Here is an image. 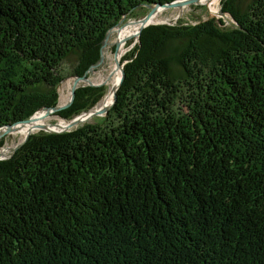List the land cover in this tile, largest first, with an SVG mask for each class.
<instances>
[{"label":"trees","instance_id":"trees-1","mask_svg":"<svg viewBox=\"0 0 264 264\" xmlns=\"http://www.w3.org/2000/svg\"><path fill=\"white\" fill-rule=\"evenodd\" d=\"M172 1L0 0V127L56 106L124 15ZM222 4L243 29L148 26L107 115L0 160V264H264V0ZM105 95L80 86L57 114Z\"/></svg>","mask_w":264,"mask_h":264},{"label":"water","instance_id":"water-1","mask_svg":"<svg viewBox=\"0 0 264 264\" xmlns=\"http://www.w3.org/2000/svg\"><path fill=\"white\" fill-rule=\"evenodd\" d=\"M197 3H199V0H175V1H172V2H168V3L157 2V3H154V4H148V3L147 4H143L149 10L143 17H141L139 19H136L137 21L142 23L140 29L137 32V42L140 43V37H141V35L143 34V32L145 31V29L148 26L153 25V24H159V22H151V19H152V17H154L157 14L158 11H160V9H162V8H165V9L184 8V7H187V6H190V5H194V4H197ZM227 14L228 13H226V12H222V16L224 17V19L231 26H234V27L239 28V29H243V27L241 25H239L235 21V19L233 17L229 18L227 16ZM125 18H126V15H124L122 17V19L115 26H113L111 29L108 30V32H107V34H106V36L104 38L103 44H102L101 57H100L99 61L96 64L92 65L85 72L84 75H81V76L76 75V76L70 77L71 79H73V85H72L71 93H70V96H69L68 100L64 104L58 103L56 106H53V107H44V108H42L46 112L44 117H48V116H50L52 114H55V113H57V112H59V111H61L63 109L68 108L73 103V101L75 99L76 90L78 89L80 83L83 82V83H86L87 85H91V86H102V85H104V82H101V83H98V84L92 82L89 74L91 72H93L101 64L104 63L105 59H104V56H103V48L108 43V41H109V39L111 37V34H112V30L114 28H116V27L121 29V28L125 27L128 23H130V21L131 22L135 21V19L126 20ZM128 38L129 37L125 38L124 40L122 39V41L126 42L128 40ZM119 45H120V42L115 43V62H116V64L119 67H121L122 75H121L120 80L117 82V84H115L112 87L113 99L111 100V102L110 103H106L105 102L100 107H97V105L101 102L100 101L93 108L78 114L77 116H75L71 120L66 121V119H63L64 121L67 122L65 125L64 124H60L58 122H55V123H51V124H48V125L47 124H40L38 126L36 125V128H38L39 130H44L46 132H55V133L65 132V131L72 130L73 128L79 126L82 123L89 122L91 119H93V118H95L97 116H105V115H107L109 110L111 109V107L117 101V92H118V90H119V88H120V86H121V84H122V82L124 80V77H125L124 65L127 62H123V63L121 62L122 58H120L119 53H118ZM70 78H67V79H70ZM64 80H62L61 84L63 83ZM84 85L85 84H83V86ZM36 112L32 116L27 118V119H22V120L14 122L12 124H6V125L1 126L0 129L6 127L8 130H5L4 132H2V134L0 135V138H1L2 135L8 133L10 131V129L14 125L19 124V123L32 122L34 120V118H35ZM30 135H31V131L28 132V134L25 136L24 140L21 143H19L15 147L11 148V151H10V153L7 156H0V160L10 158L15 153V151L27 141V139L29 138Z\"/></svg>","mask_w":264,"mask_h":264},{"label":"rangeland","instance_id":"rangeland-1","mask_svg":"<svg viewBox=\"0 0 264 264\" xmlns=\"http://www.w3.org/2000/svg\"><path fill=\"white\" fill-rule=\"evenodd\" d=\"M210 1L211 0H209V1L207 0V1H204V2H199L197 4L190 5V6H187V7H184V8H174V9L173 8H170V9H165L164 8L163 9L164 11L163 12L161 11L162 13H160V15H159V19L158 20H151V22L154 21V22H159V24H170V25H173L176 22H178L179 20H181V21H184L186 23L197 24L199 21H204V20H207V19H210V18H215L216 20H220V19L223 20L225 22V25H230L224 19V17L222 16V12H223L222 1L223 0H220V5H219L220 6V10L218 11L217 15H213L211 13L212 11H211ZM206 2H209L210 7L208 6V4ZM144 4H147V3H144ZM151 4H153V3H151ZM148 10L149 9L147 7H145L143 4L138 5L136 8H134L131 11L130 14L126 15L125 19L126 20L135 19V21H136V19H139V18L143 17L148 12ZM227 16L229 18H232V15L230 13H228ZM128 24H130V23H128ZM114 29H116V28H114ZM139 29H140V25H139L138 30ZM116 37H117L116 33L112 34L111 37H110V41H114V46L112 48L114 54H112V56H111V58L109 60L107 58V60H105L103 64H101L98 68H96L93 72H91L89 74L92 82L97 83V84L101 83V81L104 82V85H102V86L106 87L107 94L112 91V87L115 85V83L113 85L112 82L108 81L103 76L101 77L100 81H98V76H99L100 70H102L103 67L105 69H107V66L110 65V63H115V66L117 67V64L115 62V43H116L115 41H116ZM137 44H139V43L137 42V33H136V35L135 36H131L127 40L126 44L124 45V46H126V49L128 48V46L132 47V49L127 54H125L123 56V58L121 59L123 62H127L126 57L128 56V54H130L131 52H133L135 50ZM105 51H106V49H104L103 55H104ZM120 70H121V68H120ZM64 74L66 75V78L63 81V83L66 81L67 78L71 77V76H68L69 72H66L65 70H64ZM121 74H122V72H121ZM120 78H121V75H120ZM62 84L59 87V100H60V94H61V90L60 89H62L61 88ZM83 84L87 85L86 83L82 82V83H80L79 87L83 86ZM108 87L110 88L111 91L109 90ZM71 89H72V87H71ZM70 93H71V90L69 92L67 90L65 91V95L69 94V96H70ZM69 96H68V98H69ZM104 100L102 102H100V104H98L97 107H100L102 105V103L104 102ZM185 110H186V108H185ZM57 113L53 114V116H52V118L50 120V123L63 122L64 121L63 119H65V118L61 117ZM54 117H56V118H54ZM14 128L18 129V127H14ZM39 131H37V132H39ZM32 133H36V132H31V134ZM24 138L21 139V135L20 134H12V133H6L3 136H1V138H0V147H6V149L3 151L1 156H7L10 153L11 148H13L16 145H18L19 143H21L24 140Z\"/></svg>","mask_w":264,"mask_h":264},{"label":"bare ground","instance_id":"bare-ground-1","mask_svg":"<svg viewBox=\"0 0 264 264\" xmlns=\"http://www.w3.org/2000/svg\"><path fill=\"white\" fill-rule=\"evenodd\" d=\"M204 1H207V0H199V2H204ZM206 3L210 7L209 2H206ZM210 4H211V11H212L211 13L213 15H217L218 11L220 10V6H219L220 5V0H211ZM163 9L164 8L160 9V11H158L157 14L154 17H152L151 20H158L160 13H162L164 11ZM138 22L139 21H137V20L136 21H132L130 24H127L125 27H123L121 29L116 27V29L112 30V34H115V33L117 34L115 42L116 43L120 42V45L118 47V53L120 55V58H123V56L128 51H130L131 48H132V47L128 46V48L126 49V46H124V45L126 44L127 41L123 42L122 39L124 40L127 37L130 38L131 36H135L136 35V33L138 31V28H139V25H140V27L142 25L141 22H139V23ZM113 46H114V41H110V39H109L108 43L104 47V49H106V51H105V53L103 55L105 60H107V58L109 60L111 58L112 54H114L113 50H112ZM104 49H103V52H104ZM120 68L121 67H119L118 65L116 67L115 63H110V65L107 66V69H105L103 67V69L100 70V72H99L98 81H100L101 77L103 76L108 81L112 82L113 85H114V83L117 84V82L120 80V75H122ZM72 84H73V80L71 78L67 79L62 84V87H61L62 89H60L61 90L60 100H59L60 104H64L67 101L69 94L65 95V91L67 90L69 92L71 90ZM112 99H113V93L111 91L110 93H108V95H105V97L103 98V100H104L103 103H105V102L106 103H110ZM45 113L46 112L43 109L37 111L36 114H35V118H34V120L32 122H28V123L25 122V123L16 124L10 129V131L8 133L20 134L21 135V139H23L28 134V132H30V131L31 132H36V131L39 130L38 128H36V125L38 126L40 124H47V125L51 124L50 120H51L53 114L48 116V117H44ZM54 118H56V117H54ZM66 121H68V120H66ZM58 123L65 125L67 122L63 121V122H58ZM14 127H18V129L14 128ZM0 130H1L0 131V135H1L2 132H4L5 130H8V129L6 127H4V128H1ZM5 149H6V147H0V156H1V154L3 153V151Z\"/></svg>","mask_w":264,"mask_h":264}]
</instances>
